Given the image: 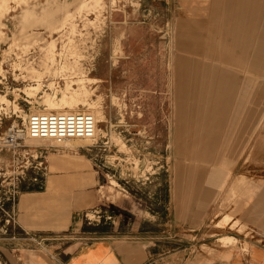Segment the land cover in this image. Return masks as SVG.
Here are the masks:
<instances>
[{
  "label": "rangeland",
  "instance_id": "rangeland-1",
  "mask_svg": "<svg viewBox=\"0 0 264 264\" xmlns=\"http://www.w3.org/2000/svg\"><path fill=\"white\" fill-rule=\"evenodd\" d=\"M199 1L0 0V137L22 127L30 113L72 112L71 104L41 105L68 85L71 92L88 90L85 99L93 103L86 113L99 122L94 141H26L0 150V197L20 182V205L37 193L63 194L84 222L75 240L70 231L27 234L18 225L10 229L16 237L0 238V246L22 244L21 254L36 247L59 252L104 238L136 240L162 264H226L229 252L264 247V230L250 220L253 198L248 201L249 185L264 184L255 138L237 163L219 159L216 169L226 185L213 188L205 175L194 189L193 171L178 172L179 166H207L174 154L173 38L179 22L205 14ZM196 7L200 11L190 12ZM30 54L32 59L18 60ZM256 108L261 113L264 105ZM36 176L38 183L31 182ZM79 178L90 183L83 193L74 187ZM243 178L244 186L237 185Z\"/></svg>",
  "mask_w": 264,
  "mask_h": 264
},
{
  "label": "crops",
  "instance_id": "crops-1",
  "mask_svg": "<svg viewBox=\"0 0 264 264\" xmlns=\"http://www.w3.org/2000/svg\"><path fill=\"white\" fill-rule=\"evenodd\" d=\"M198 5L205 14L179 22L173 38L178 80L174 154L207 164L179 166L180 175L193 171L189 182L194 189L202 186L205 175L213 188L226 185L216 169L219 159L237 163L254 138L264 159V109L260 113L256 108L264 105V0H201ZM81 178L74 187L83 193L90 183ZM238 181L242 187L246 183ZM249 186L255 213L250 220L264 230V184ZM73 207L63 194L37 193L19 205L18 223L27 234L58 237L70 231L75 240L84 222ZM19 247L0 246L4 264H162L144 241L136 240L104 238L59 252L36 247L19 254ZM227 259L226 264H264V247L251 246L247 254L232 251Z\"/></svg>",
  "mask_w": 264,
  "mask_h": 264
},
{
  "label": "built area",
  "instance_id": "built-area-1",
  "mask_svg": "<svg viewBox=\"0 0 264 264\" xmlns=\"http://www.w3.org/2000/svg\"><path fill=\"white\" fill-rule=\"evenodd\" d=\"M24 59L27 61L32 59V54L21 56L18 60L24 62ZM2 62L1 64H4ZM30 63H33V61H30ZM18 73L20 74V71ZM98 127L99 122L91 113H30L22 127L13 126L5 136L0 137V150L8 147L18 148L28 139L52 141L60 146L71 140H95ZM30 181L38 183L37 176L30 178ZM0 188L2 192L4 186L0 185ZM21 190L20 182V184L11 186L0 197V238L16 237V232L12 233L10 229H16L19 225L18 215L22 196ZM0 264L4 263L1 262Z\"/></svg>",
  "mask_w": 264,
  "mask_h": 264
},
{
  "label": "bare ground",
  "instance_id": "bare-ground-1",
  "mask_svg": "<svg viewBox=\"0 0 264 264\" xmlns=\"http://www.w3.org/2000/svg\"><path fill=\"white\" fill-rule=\"evenodd\" d=\"M38 78L40 79V77H38ZM40 88H41V86H38L36 90H38ZM66 89H67V91L65 93L63 91H60V92L59 91H54V93L52 95L47 96L46 99L41 102V105L50 104L51 105V109H57V108L60 107V105H59L60 103H66V104H71L72 112H76V113L84 112V113H86V110H87L88 106H90L93 103V102H91V100L85 99L87 97V95H88V90L85 87H82L80 89V92L79 91L71 92L72 88H71L70 85H68L66 87ZM59 95H60V97H59ZM95 102H96V104H98V107L100 108L101 113L105 115V113L103 111V99H98ZM117 102H118V100H116V98H115V103H117ZM78 103H82L83 104V106L85 107L84 110H81V109L78 108V106H77ZM96 137H97V134H96ZM27 141L28 142H36V141H47V140L28 139ZM71 141H94V140H71ZM71 141H69V142H71ZM230 218L231 217L227 216V219H226V217H225V219L227 220V223L229 222ZM224 224H226V222Z\"/></svg>",
  "mask_w": 264,
  "mask_h": 264
}]
</instances>
